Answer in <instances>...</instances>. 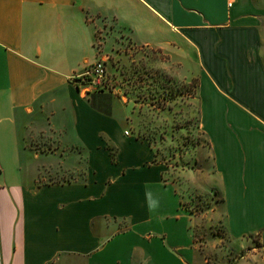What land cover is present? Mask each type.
I'll return each instance as SVG.
<instances>
[{"label":"crops","instance_id":"0c3cea01","mask_svg":"<svg viewBox=\"0 0 264 264\" xmlns=\"http://www.w3.org/2000/svg\"><path fill=\"white\" fill-rule=\"evenodd\" d=\"M105 23L196 66L224 180L219 222L228 240L258 242L233 264H264V0H0V264H209L124 102L78 80ZM41 141L56 149L30 146ZM57 152L73 165L48 162ZM81 159L82 179L39 180Z\"/></svg>","mask_w":264,"mask_h":264},{"label":"rangeland","instance_id":"374dc122","mask_svg":"<svg viewBox=\"0 0 264 264\" xmlns=\"http://www.w3.org/2000/svg\"><path fill=\"white\" fill-rule=\"evenodd\" d=\"M122 32L115 23L95 28L97 60L104 58L107 79L104 86L90 90L114 91L125 104L129 132L145 138L153 149L155 161L165 165L164 178L174 183L179 204L191 216L188 227L198 260L233 264L237 257L258 246V242L251 235L228 240L219 222L222 221L221 206L217 201L223 192L224 180L214 162L212 142L200 115L196 96L197 68L155 48L137 45ZM207 120V124H213ZM223 139L228 146L222 136L217 141L221 143ZM25 145L29 147L27 141ZM30 146L42 151L47 147L50 151L56 149L51 141L32 142ZM65 159L68 163L73 161L71 155L62 152L48 156V162L56 168ZM237 159L238 153L234 162ZM84 167L81 159L76 171L43 172L45 177L39 176V180L82 179ZM159 199L165 202L166 198L159 193Z\"/></svg>","mask_w":264,"mask_h":264},{"label":"built area","instance_id":"2783aa9c","mask_svg":"<svg viewBox=\"0 0 264 264\" xmlns=\"http://www.w3.org/2000/svg\"><path fill=\"white\" fill-rule=\"evenodd\" d=\"M235 1L236 0H226L227 7L231 8ZM80 77H83L80 80L84 86V91L97 88L101 85L104 86L107 79L105 60L100 59L95 61L82 75H80Z\"/></svg>","mask_w":264,"mask_h":264},{"label":"trees","instance_id":"16d2710c","mask_svg":"<svg viewBox=\"0 0 264 264\" xmlns=\"http://www.w3.org/2000/svg\"><path fill=\"white\" fill-rule=\"evenodd\" d=\"M155 160V159H154Z\"/></svg>","mask_w":264,"mask_h":264}]
</instances>
